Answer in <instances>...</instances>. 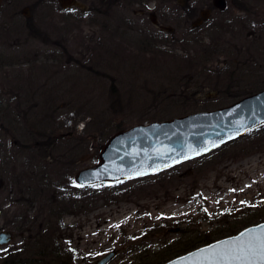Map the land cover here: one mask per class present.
<instances>
[{
    "label": "rangeland",
    "instance_id": "374dc122",
    "mask_svg": "<svg viewBox=\"0 0 264 264\" xmlns=\"http://www.w3.org/2000/svg\"><path fill=\"white\" fill-rule=\"evenodd\" d=\"M143 1L131 7L144 9L133 15L140 20L122 21L126 0H0V230L14 235L0 255L31 235L32 250L54 247L73 264H97L111 250L106 264H122L176 237V222L207 229L264 203V124L164 172L75 181L112 132L223 106L241 95L224 102L222 89L263 82L264 0H226L223 9ZM191 9L212 12L202 21ZM207 42L218 53L195 56ZM238 58L255 69L228 65L219 75Z\"/></svg>",
    "mask_w": 264,
    "mask_h": 264
},
{
    "label": "water",
    "instance_id": "95a60500",
    "mask_svg": "<svg viewBox=\"0 0 264 264\" xmlns=\"http://www.w3.org/2000/svg\"><path fill=\"white\" fill-rule=\"evenodd\" d=\"M213 2L221 9L224 7V0ZM262 124L264 88L212 109L135 123L112 132L96 154L97 162L78 170L75 180L79 184L88 185L153 175L207 154ZM261 225H264V221L245 226L232 235L200 245L161 264H188L199 250L234 239L242 231L258 229ZM12 239L11 231L0 230V245ZM113 256L114 251L111 250L100 257L97 264H106Z\"/></svg>",
    "mask_w": 264,
    "mask_h": 264
},
{
    "label": "trees",
    "instance_id": "16d2710c",
    "mask_svg": "<svg viewBox=\"0 0 264 264\" xmlns=\"http://www.w3.org/2000/svg\"><path fill=\"white\" fill-rule=\"evenodd\" d=\"M219 47L220 46H218L216 43L213 42H207L205 44L199 43L197 44L195 56L196 55H199L200 57L204 56V59H209L212 54L214 55L218 53ZM237 55L240 56L238 53ZM182 61H185V59L183 58ZM237 61L238 62H236L235 60H230V62H226V64L223 66L225 68L222 71H221L222 67L218 69L219 75L221 76L223 74L222 72L224 73L227 72V70L229 69L227 67L228 65H231L233 67H236V65H238V67H236L235 70L238 72L239 70L237 68L241 67L242 65L243 67L240 68L241 74L242 73L246 74L247 71L252 72V70L255 69V67L252 64L248 65V63L245 60L241 61L240 58H238ZM202 63L205 62L202 61ZM262 81L263 82L256 81L253 82V84L251 83L249 85H255L254 86L255 89H260L264 87V79ZM221 92H222V96L220 97H223L224 98L223 101L226 102L232 100L233 98L238 97L239 95L246 94L250 92V90L238 88V91L236 92H226L225 90L222 89ZM263 220H264V203H257L256 206L245 207V209H242V211L239 212L236 211L226 212L225 216L223 215L222 218H218V220L216 219V222L213 225V227L207 229L200 230L198 227L196 229H191L189 227L191 225H194V222H192L191 220H188L187 222L184 223L179 221L174 224L175 231L177 233L176 237H173L168 241L166 240L163 244H160L155 248L146 247L143 253H138V255H136L134 259L124 262L122 264H160L173 256L181 254L185 251L193 249L207 242L209 243L210 241H213L215 239H219L220 237L233 234L247 225L257 223ZM28 222L30 223V220ZM38 245H40V243H38ZM28 246H30V248ZM59 254H63L61 250H56L54 247L48 249L46 246L43 245L38 246L37 249L35 250H32V239L30 235V239L27 241V243L23 244V246H21L20 248L13 249L12 252L9 251L4 254L1 253L0 264H57L56 257L57 259L65 258L64 259L65 261L59 262L61 264H73L71 257L69 258L68 256L63 257L62 255H60L59 257ZM51 256L53 257L50 258Z\"/></svg>",
    "mask_w": 264,
    "mask_h": 264
},
{
    "label": "snow or ice",
    "instance_id": "6c2138e0",
    "mask_svg": "<svg viewBox=\"0 0 264 264\" xmlns=\"http://www.w3.org/2000/svg\"><path fill=\"white\" fill-rule=\"evenodd\" d=\"M188 264H264V225L199 250Z\"/></svg>",
    "mask_w": 264,
    "mask_h": 264
},
{
    "label": "flooded vegetation",
    "instance_id": "af4514ba",
    "mask_svg": "<svg viewBox=\"0 0 264 264\" xmlns=\"http://www.w3.org/2000/svg\"><path fill=\"white\" fill-rule=\"evenodd\" d=\"M142 3H144L143 0H126V3L123 2L122 4H124V6L126 5L125 8L128 9L127 12L129 13V15H128L127 12L125 14L122 13L121 16L119 15V19L122 20V21H135V20L138 21V20H140V19L134 18L133 15H135L134 13H136V17H138V16H142L140 14L143 13V16H144L145 15L144 9L140 8V9H134L135 11L134 10L132 11L131 7H132L133 4L137 5V6H140ZM223 3L225 5L226 4V0H224ZM152 5L154 6V3ZM208 10H209L208 13L206 12V13H204L202 15L199 12L197 13L196 12L197 10H194V9H191L188 13H190L193 16H195V18H201V20L204 21L205 19H207L211 15L210 13L212 12V10L211 9H208ZM193 12H194V14H193ZM31 136H32V129H31V133H30V136H29L30 137V141H29L30 157L29 158H30V166L32 167V158H31L32 157V137ZM30 170H31V181H32V168ZM31 188L32 187H30V189ZM31 191H32V189H31Z\"/></svg>",
    "mask_w": 264,
    "mask_h": 264
},
{
    "label": "bare ground",
    "instance_id": "6f19581e",
    "mask_svg": "<svg viewBox=\"0 0 264 264\" xmlns=\"http://www.w3.org/2000/svg\"><path fill=\"white\" fill-rule=\"evenodd\" d=\"M212 109V108H211ZM189 251V250H188ZM185 252H187V251H185ZM185 252H183V253H185ZM183 253H181V254H183ZM180 255V254H179Z\"/></svg>",
    "mask_w": 264,
    "mask_h": 264
}]
</instances>
